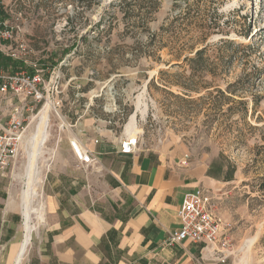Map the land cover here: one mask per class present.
I'll return each mask as SVG.
<instances>
[{"label":"rangeland","instance_id":"obj_1","mask_svg":"<svg viewBox=\"0 0 264 264\" xmlns=\"http://www.w3.org/2000/svg\"><path fill=\"white\" fill-rule=\"evenodd\" d=\"M186 1L160 0L145 31L130 29L120 0L89 4L45 0L41 7L46 13H38L36 4L19 6L26 12L23 18L11 13V24L19 26L17 37L32 47L29 60L43 71L44 99L29 113L24 149L9 168L16 177H4L2 185L11 187L22 209L23 192L30 181L28 161L33 147L29 141L46 104L48 136L38 150L33 187L39 195L33 206L43 204L44 186L75 164L69 140L78 133L77 124L89 121L124 136L136 115L132 138H137L141 148L179 150L199 163H213L214 168L235 167L233 180L208 188L216 212L233 228L232 252L222 263L264 264V0ZM207 18L206 23L218 22L220 28L213 29L204 42L199 29ZM167 25L165 33L178 39L179 48L209 44L208 63L220 78L214 81L207 75L211 83L200 87L179 84L185 81L180 75L185 68L173 65L176 60L168 47L158 50L155 45H144L152 33ZM77 32L90 38L83 40ZM221 40L251 46L232 53ZM52 51L58 52L56 64L49 60ZM229 53L231 62L218 68L219 59ZM0 68L32 71L33 67L0 59ZM238 78L242 82L233 87L237 92H227L228 84ZM242 101L249 109L246 114ZM19 222L23 237V217ZM37 224L28 250L41 225Z\"/></svg>","mask_w":264,"mask_h":264},{"label":"crops","instance_id":"obj_2","mask_svg":"<svg viewBox=\"0 0 264 264\" xmlns=\"http://www.w3.org/2000/svg\"><path fill=\"white\" fill-rule=\"evenodd\" d=\"M44 1L0 0V9L8 20L11 13L23 18L26 12L19 6L36 4L38 13H46ZM83 123L77 124L75 138L92 151L95 162L84 165L70 147L75 164L44 186L45 219L19 264H224L204 243L170 244L167 238L181 226L185 194L217 187L227 167L199 163L179 150L138 145L123 152L122 143L133 139L134 128L118 136ZM15 196L11 187L0 184V264H14L22 241L23 213Z\"/></svg>","mask_w":264,"mask_h":264},{"label":"built area","instance_id":"obj_3","mask_svg":"<svg viewBox=\"0 0 264 264\" xmlns=\"http://www.w3.org/2000/svg\"><path fill=\"white\" fill-rule=\"evenodd\" d=\"M18 27L0 14V53L12 61L30 63L33 67L32 71L0 68V184L2 178L11 177L14 172L9 168L24 149L27 129L31 124L29 113L44 99L43 71L37 63L29 60L33 50L29 42L17 37ZM32 140L33 137L30 144ZM69 143L76 158L84 165L95 162L92 151L79 139L71 138ZM122 144L123 152H130L138 146L136 139H126ZM181 204V226L169 232L167 242L174 244L189 239L201 242L212 247L224 261L232 252L233 228L230 221L216 212L212 192L205 187L188 191Z\"/></svg>","mask_w":264,"mask_h":264},{"label":"trees","instance_id":"obj_4","mask_svg":"<svg viewBox=\"0 0 264 264\" xmlns=\"http://www.w3.org/2000/svg\"><path fill=\"white\" fill-rule=\"evenodd\" d=\"M81 2H95L97 0H78ZM185 2H187L185 0ZM120 5L122 6V12L124 13V18L126 19V21L129 22V25H131L132 31L135 30L136 28L138 30H148L149 29V23L151 21V16L153 15V13L155 11H157L160 8V0H147V2H145V0H120ZM182 5V4H181ZM178 5V6H181ZM190 5V4H188ZM89 6V5H88ZM0 14L5 18V15L3 13V11L0 9ZM187 14V13H186ZM181 12L179 13V15L177 16V18L179 19L181 16ZM194 18V16H192V19ZM198 18V16L196 17ZM70 22H72L71 18H68ZM208 20L205 19L204 21H202V25L200 26V34H202V41H206L208 39V37L211 35V31H213V29H216L217 27L220 28V24L218 22H214V23H206V21ZM74 23V22H72ZM75 28V26H74ZM98 28V27H97ZM93 31L95 30L94 28L92 29ZM169 30V25L167 26H162L160 29L159 33H152V37L148 38L146 41V44L144 43L145 46L149 47L152 45L157 46L158 50L163 49V48H167L169 50V53L173 56V60H176V63H173V65H178L185 68L183 73H180L181 77L183 78V80H185L183 83H179L182 86H186V87H200L203 86L204 84H210L211 81L207 80V75H210L211 78L215 81V79L217 77L220 78V75L218 72L212 71L210 68V66H212L211 64L208 63V56L207 53L209 51V44H206L203 47H200L198 49H194V47L189 46L187 48V50H184L186 48H179V46H177V40L176 37H174L173 35H170L168 33H165ZM165 33V34H164ZM79 38L85 40V39H89V34H84V35H80L79 32H77L76 34ZM249 35V32L246 33V36ZM143 41L140 40V43H142ZM223 45H227L230 46V48H232V53L236 50V52L241 49V48H245V46H251L250 43L247 44H240V43H236L233 40H221ZM66 50V49H65ZM190 50V51H189ZM229 49H227L228 51ZM49 60L52 61L53 64H56V57L58 56V52L57 51H52L49 53ZM228 57V58H227ZM231 57L232 54L229 53V56L227 55H223L222 58L219 59V61L217 62L218 64V68L222 67V66H226V62L228 61L229 63L231 62ZM0 59H4V60H8L10 63H14V60L12 61L10 58L3 56L2 54H0ZM64 59L63 57L60 58V60ZM228 59V60H227ZM186 71H190V75H186ZM242 82L241 78H238L235 82H231L230 84H228L227 86V92L231 93V92H237L235 91V89L233 87L237 86L238 84H240ZM207 87V86H206ZM200 88H192L191 90L193 91H198ZM222 93H224L225 91H222L221 89H219ZM255 105L258 103V99H256L255 101ZM242 103L245 106V114L248 112V108H247V104L246 102L242 101ZM234 170L235 167L233 168H229L227 167L226 170L224 171V180L225 181H231L233 180L234 177Z\"/></svg>","mask_w":264,"mask_h":264},{"label":"bare ground","instance_id":"obj_5","mask_svg":"<svg viewBox=\"0 0 264 264\" xmlns=\"http://www.w3.org/2000/svg\"><path fill=\"white\" fill-rule=\"evenodd\" d=\"M48 104L44 106L42 109L40 116H41V121L38 125L37 130L35 131L36 133L33 136L32 140V153L29 155V178L30 181L28 183V187L24 190L23 194V203H22V210H23V225H24V233L22 237V241L19 244V249L16 254V259L14 264H19L20 258L22 257V253L26 250V248L29 246L31 243L32 235L34 233V230L37 228V223H40L43 221L45 218L44 216V209H43V204H38L33 206V200L36 199L39 195V193L34 189L33 187V182H34V176H35V170L37 168V157H38V150L39 146L43 145L44 142L47 139L48 136ZM136 115H132L131 120L127 124L126 128L128 132H131L133 128V122L135 119ZM133 137V136H132ZM137 140V138H136ZM135 141V139H133Z\"/></svg>","mask_w":264,"mask_h":264}]
</instances>
